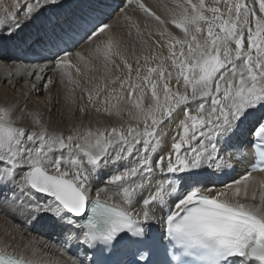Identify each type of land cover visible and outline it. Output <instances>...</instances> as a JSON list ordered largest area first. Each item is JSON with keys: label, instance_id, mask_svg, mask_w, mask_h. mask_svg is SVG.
I'll return each instance as SVG.
<instances>
[{"label": "snow or ice", "instance_id": "6c2138e0", "mask_svg": "<svg viewBox=\"0 0 264 264\" xmlns=\"http://www.w3.org/2000/svg\"><path fill=\"white\" fill-rule=\"evenodd\" d=\"M63 7L0 0V62L42 61L21 77L42 87L0 103V210L23 249L5 240L0 264H264V180L249 197L264 172V0H83L46 18ZM53 71L85 100L59 130L28 107ZM90 108L115 121L94 126ZM225 157L244 168L217 186ZM161 246L171 259H153Z\"/></svg>", "mask_w": 264, "mask_h": 264}, {"label": "bare ground", "instance_id": "6f19581e", "mask_svg": "<svg viewBox=\"0 0 264 264\" xmlns=\"http://www.w3.org/2000/svg\"><path fill=\"white\" fill-rule=\"evenodd\" d=\"M16 0L5 1L6 5H12L15 3ZM21 5H24L27 0H19ZM83 0H62L64 5L63 8H51L46 13V18L52 21L57 19L63 18L65 14L74 10L77 4L82 3ZM145 3L149 4L150 6L156 9V5L158 4L159 0H144ZM127 14L132 16L133 19H140L141 20V28H143V17L142 14L139 13V10L135 9L134 7H129L127 9ZM119 13L117 17L113 18V23H117V28L115 30V35L122 38L124 46L127 50V54L129 56L130 62H132V52L135 50L136 54L140 52L139 45L136 43L137 37L135 31L131 37L127 35L128 32V25L127 22L123 19H118ZM38 25L33 24L30 26L29 29L26 31L31 33L37 32ZM173 30H175L173 28ZM178 31V30H176ZM35 63H42V61L34 58H29L26 60H12V61H4L0 62V103L4 101H13L18 100L24 102L27 99V94H29V89L27 87L28 84L36 83L38 87H42L41 83L34 80L33 77H27V80H22L21 77L25 75L26 72L31 71L30 65ZM48 75L50 78L57 80L56 84L49 85L48 91L43 95H32L31 100L28 101V107L34 113L41 114L42 119L46 122L52 124L57 130L63 128L68 123L73 122L74 120L78 119L81 114L79 113V107L85 103V100L81 99V91L80 88L69 84L67 81H60L57 78L56 72H46L41 73V75ZM75 75V74H74ZM8 81L7 83L5 81ZM86 99V98H85ZM147 101H145L146 103ZM111 103H115L112 101ZM92 112V117L94 121H99L100 124L114 122L115 118H109L106 114H97L94 109H89ZM126 118V117H125ZM235 165V170L233 173L229 174L231 167H225V174H227V180H222V174H218L216 177H213V181L217 184V186L221 185L222 183H226L231 181L233 178L238 177L242 174V170L244 165L238 164L237 159H228L225 157L224 161H220L222 165L225 164ZM264 180L263 174L252 175L249 182V197H251V193L253 190V184L251 180ZM255 191L257 192V200L259 198V194L261 191H264V186L261 184L255 185ZM241 202L250 203L253 202L249 200H242ZM8 209L0 210V247H4V241L7 240L9 244L15 243L17 246L18 252H23V249L20 247L19 239L13 241L9 239L8 236L5 234V225L3 224V220L7 217ZM10 232V229L8 230ZM35 235V233H33ZM58 239L57 234H50V235H43L40 237V243L43 245H56ZM6 251L11 253L13 251L12 247L6 248ZM71 255V254H69ZM240 258L237 260L239 261ZM63 264V261H62ZM254 264V262H253Z\"/></svg>", "mask_w": 264, "mask_h": 264}, {"label": "rangeland", "instance_id": "374dc122", "mask_svg": "<svg viewBox=\"0 0 264 264\" xmlns=\"http://www.w3.org/2000/svg\"><path fill=\"white\" fill-rule=\"evenodd\" d=\"M5 1H6V2H7V1H9V2H10V0H3V2H5ZM137 54H138V53H137ZM226 180H227V179H226ZM226 180H224V181H226Z\"/></svg>", "mask_w": 264, "mask_h": 264}]
</instances>
